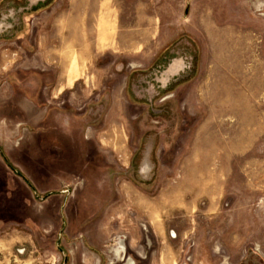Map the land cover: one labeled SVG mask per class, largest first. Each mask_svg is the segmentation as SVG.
<instances>
[{"label":"rangeland","instance_id":"rangeland-1","mask_svg":"<svg viewBox=\"0 0 264 264\" xmlns=\"http://www.w3.org/2000/svg\"><path fill=\"white\" fill-rule=\"evenodd\" d=\"M129 257L264 264V0H0V264Z\"/></svg>","mask_w":264,"mask_h":264},{"label":"bare ground","instance_id":"bare-ground-1","mask_svg":"<svg viewBox=\"0 0 264 264\" xmlns=\"http://www.w3.org/2000/svg\"><path fill=\"white\" fill-rule=\"evenodd\" d=\"M240 6H241V3H236V6L233 8V11H234V10L236 11V9H239V10H240V9H241ZM79 12H80V11H79ZM79 16H80V15H79ZM78 19H79V17H78ZM236 23H237V22H236ZM232 27H233V26H232ZM231 29H232V28H231ZM214 31H215V29H214ZM215 32H216V31H215ZM218 33H219V32H218ZM171 67H172V66H171ZM171 67H169V69H170ZM224 86H225V85H224ZM224 86H223V87H224ZM223 87L220 88V91H222L221 89H222ZM227 87H228V86H227ZM223 89H225V88H223ZM227 89H228V88H227ZM220 91H219V93H220ZM226 91H228V90H226ZM228 92H229V91H228ZM228 92H225V93H228ZM218 95H219V94H218ZM221 95H222V96H225V95H223V93H222ZM221 95H219V97H222ZM228 95H229V94H228ZM234 96H235V94H234ZM225 98H226V97H225ZM235 99H236V98H235ZM235 99H234V100H235ZM219 100H220V99H219ZM224 100H225V99H224ZM234 100H233V101H234ZM221 101H222V100H221ZM230 101H231V100H230ZM237 101H238V100H237ZM235 102H236V100H235ZM239 102H240V100L238 101V104H240ZM226 103H227V102H226ZM226 103H224V104H226ZM228 103H229V101H228ZM229 104H230V103H229ZM231 104H234V103H231ZM235 104H236V103H235ZM235 104H234V105H235ZM213 175H214V174H213ZM213 175H212V176H213ZM209 176H210V175H209ZM213 177H214V176H213ZM211 179H212V178H211ZM213 179H214V178H213ZM215 179H216V178H215ZM203 181H204V180H203ZM207 181H208V180H207ZM215 181H216V180H215ZM217 183H218V182H217ZM205 184H206V183H205ZM211 185H212V184H211ZM211 185H210V186H211ZM205 187H206V186H205ZM196 188H197V187H196ZM199 189H200V188H199ZM200 190H201V189H200ZM189 195H190V194H189ZM172 234L174 235V233H172ZM122 244H123V245H122ZM122 244L120 243L119 245H121V247H122V246H124V243H122ZM127 259H128V264H132V260L129 259V258H127Z\"/></svg>","mask_w":264,"mask_h":264},{"label":"flooded vegetation","instance_id":"flooded-vegetation-1","mask_svg":"<svg viewBox=\"0 0 264 264\" xmlns=\"http://www.w3.org/2000/svg\"><path fill=\"white\" fill-rule=\"evenodd\" d=\"M172 67L170 68V69H168V71L166 72L167 74L169 73H172V72H174V71H176V70H178V69H180V66H183V63L181 62V61H176V63H174L173 65H171ZM122 244L123 243V240H119L118 241V245L119 244ZM123 245V244H122ZM119 247L120 248H123L124 246H122L121 247V245H119ZM124 264H125V262H124Z\"/></svg>","mask_w":264,"mask_h":264},{"label":"crops","instance_id":"crops-1","mask_svg":"<svg viewBox=\"0 0 264 264\" xmlns=\"http://www.w3.org/2000/svg\"><path fill=\"white\" fill-rule=\"evenodd\" d=\"M121 249H125V246L123 248H121ZM129 259H131L133 261V264H135L134 260L132 258L129 257Z\"/></svg>","mask_w":264,"mask_h":264}]
</instances>
